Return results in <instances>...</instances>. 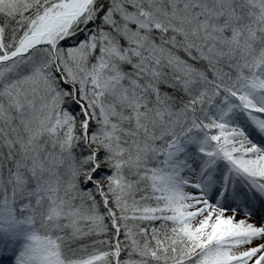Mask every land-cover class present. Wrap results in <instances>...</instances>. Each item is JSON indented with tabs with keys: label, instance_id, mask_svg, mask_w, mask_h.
Instances as JSON below:
<instances>
[{
	"label": "snow or ice",
	"instance_id": "1",
	"mask_svg": "<svg viewBox=\"0 0 264 264\" xmlns=\"http://www.w3.org/2000/svg\"><path fill=\"white\" fill-rule=\"evenodd\" d=\"M0 264H264V0H0Z\"/></svg>",
	"mask_w": 264,
	"mask_h": 264
}]
</instances>
